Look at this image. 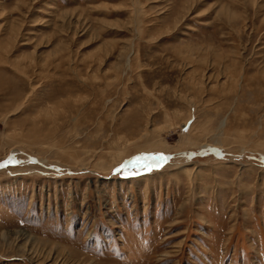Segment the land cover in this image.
<instances>
[{"label": "rangeland", "instance_id": "374dc122", "mask_svg": "<svg viewBox=\"0 0 264 264\" xmlns=\"http://www.w3.org/2000/svg\"><path fill=\"white\" fill-rule=\"evenodd\" d=\"M0 264H264V0H0Z\"/></svg>", "mask_w": 264, "mask_h": 264}, {"label": "snow or ice", "instance_id": "6c2138e0", "mask_svg": "<svg viewBox=\"0 0 264 264\" xmlns=\"http://www.w3.org/2000/svg\"><path fill=\"white\" fill-rule=\"evenodd\" d=\"M145 159H147V158H145ZM152 159H157V160H159V161H161V162H167L168 157L165 156V155H163V154H161V155H159V156L152 157ZM161 166H162V164H157V165L146 164V165H145V167H146L149 171H150V170H153L154 167H155V168H159V167H161ZM115 171H116L117 173H119V172L124 171V169H123V168H118V169H116Z\"/></svg>", "mask_w": 264, "mask_h": 264}]
</instances>
